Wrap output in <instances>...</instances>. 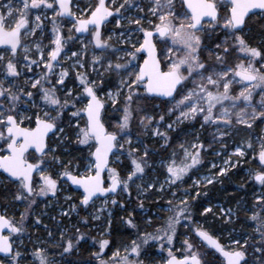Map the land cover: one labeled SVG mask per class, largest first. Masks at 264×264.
I'll list each match as a JSON object with an SVG mask.
<instances>
[{
	"label": "snow or ice",
	"instance_id": "obj_1",
	"mask_svg": "<svg viewBox=\"0 0 264 264\" xmlns=\"http://www.w3.org/2000/svg\"><path fill=\"white\" fill-rule=\"evenodd\" d=\"M257 18L264 20V0L0 4V174L7 181L0 264H63L56 255L73 264L69 258L85 245L90 253L82 264H264V35L257 43L248 35ZM197 124L215 128L207 146L199 130H189ZM134 125L159 147L134 135ZM226 137L235 144L230 152ZM213 143L225 150L222 163L211 165L218 170L178 196ZM242 164L252 165L239 185L251 189L250 206L244 196L236 208L217 211L211 200L195 203L207 196L200 189L223 184L220 178ZM173 186L170 215L152 232L142 230L126 207L133 193L143 209L149 193ZM68 189L75 199L63 195L65 208L60 194ZM9 197L23 205L18 217ZM38 198L45 207L58 205L61 222L71 226L58 222L53 231L41 213L31 227L42 226L46 238H33L28 220ZM114 208L128 212L119 220L134 231L130 242L113 238ZM197 213L221 225L243 213L252 234L212 232L193 219ZM101 220V231L91 235L90 221ZM179 227L187 231L177 247ZM153 247L166 255L157 261Z\"/></svg>",
	"mask_w": 264,
	"mask_h": 264
},
{
	"label": "trees",
	"instance_id": "obj_2",
	"mask_svg": "<svg viewBox=\"0 0 264 264\" xmlns=\"http://www.w3.org/2000/svg\"><path fill=\"white\" fill-rule=\"evenodd\" d=\"M248 35L252 39L253 43L259 42L260 39L262 38V35H264V20L257 18V19H254L252 22H250ZM69 47H72V45L70 44ZM76 47H78V45ZM68 83H69V86H73L74 78L70 79L68 81ZM151 111L158 112L159 109L152 108ZM198 126H199V124L196 125L195 129L190 128L189 130L190 131H197ZM256 131L259 132V129H257ZM199 132H201V131L199 130ZM133 134L138 135L140 139H142L146 143H148L149 147H152V148H158L159 147L157 144L153 143L152 139H149V137L145 136L143 134V132L139 128H137L135 125L133 126ZM173 135H175V134L173 133ZM243 135H244L243 133H241L239 135L234 134L235 141L238 142ZM215 149H217V146H212L211 148H208L207 151L203 152V154H202L203 162L201 165L198 166L200 172H205L207 170V168L209 166V159L213 158V156L211 155V151L215 150ZM170 151L171 150H169L168 154H170ZM153 159H156L157 163H158L160 158L159 157H153ZM251 166H252L251 164H242L241 168L234 169L227 176L220 178L223 180V184L217 183V184H213V185H208L206 188L200 189V191L202 193L207 192V196L201 195L199 200L196 201L195 203L198 204L201 202H206V201L211 200L214 205L220 203L224 207L236 208L237 202L240 200V197L244 196L245 199L248 201V205L250 206L252 203L251 189L249 188L247 190H241L239 185L246 178L245 170H247ZM193 173H195L194 170H193V172L189 173L188 177H185L186 183H184L182 185L181 189L177 192V195H181L183 189H191L190 186L192 184L190 183L189 177L191 175H193ZM154 176H157V173H153V177ZM0 178H2V180H3V182H0V208H3L5 206L4 196L7 194V189L5 187V184L7 183V181L5 180L3 175H1V174H0ZM159 178L162 179L163 176L161 175V176H159ZM174 189H175V186H173L172 189H168L162 195H160V193H156L155 190H153V193H150L151 197L149 196L148 199L144 202V208L146 210L147 215H149L151 217L152 223H151V225H147L146 222L140 221L142 223V224H139V226L141 228H142V226H144V227L152 230V229H154V227H158L160 224H162V222H163L162 219H158L152 214V212H154V211L159 212L163 217L170 215V213H168L167 211L157 210V208H158V206H163V205L167 204L166 200L169 197V195H168L169 191H172ZM69 190L72 191L71 189H69ZM191 190L194 191V189H191ZM74 195H75V193H74ZM159 196L161 198L158 201H156ZM8 206H10L9 211L15 212L17 214V217L19 215V210L23 211V205H20L19 203H16L15 205H13L11 203L10 197H9V201H8ZM126 207L128 208V210L132 209L128 205H126ZM16 208H18V209H16ZM217 210H218V208H214V211H217ZM78 211L80 212L81 216L85 215V212L83 210L78 209ZM132 211H133V209H132ZM112 212H113V238L120 240L122 243L130 242V240L132 238H134L135 233L133 230L128 229L125 225H123L121 223V221L119 220L120 216H123L124 214L126 215V214H128V212L123 211L119 208L112 209ZM133 214H135V216L137 217V211L134 210ZM193 219L195 221H199L201 223H204L205 227L208 228L212 232H216L221 228L227 229V230L238 229V228L239 229L241 228V230H245V231L249 230V225L245 223V216L243 213H240L239 220H237L234 224H231V225H227V224L221 225L220 222L217 221L214 216H212V214H209L208 217H204V216H200L197 213L193 216ZM78 220H79V216H77V218L72 217L71 222L74 221V223H75ZM138 220H140V218H138ZM58 221L60 223H63V224L68 223V221H66L65 218L61 222L60 217L58 218ZM28 224H29V233L32 236L35 237L37 235H42V236L45 235V232L42 231L41 228L37 232L35 228L31 227L32 219L30 217L28 220ZM99 224H100L99 221H90L89 227H91L93 225H99ZM48 226L51 227L52 229H54V231L57 230V227H55V223H48ZM90 230H91V235H93V236L97 235L96 229L90 228ZM186 231H187V229H185L184 227L178 228V238L175 242V245L177 247H179V244L183 239V233H185ZM190 235H192V234H190ZM193 239H195L194 236H193ZM26 244H27V242H26ZM28 246H29V248L31 247L30 244ZM51 251L58 253L59 250L53 249ZM151 251L153 252V254L158 252L155 247H153L151 249ZM89 253H90V250L88 248V245H85L78 254L71 256L69 259H71L73 264H82L83 261H87L89 259ZM160 254L166 255V253H160ZM67 262L68 261H63V264H68Z\"/></svg>",
	"mask_w": 264,
	"mask_h": 264
},
{
	"label": "rangeland",
	"instance_id": "obj_3",
	"mask_svg": "<svg viewBox=\"0 0 264 264\" xmlns=\"http://www.w3.org/2000/svg\"><path fill=\"white\" fill-rule=\"evenodd\" d=\"M8 2V0H0V4H3V3H7ZM14 2H15V0H14ZM82 2H86V0H82ZM142 2L143 3H146L147 4V2H148V0H142ZM49 27H50V25H49ZM32 39H35L34 37L33 38H30V39H28L27 40V42L28 43H31V40ZM36 72H39V69H36L35 70ZM27 75L28 76H32L33 75V73H27ZM23 81H21V83H22ZM256 100H259V96H257L256 97ZM197 130H199V126L197 127ZM201 132H199V134H200V139H201V141L202 142H204L205 143V145L207 146V144H208V142H210V141H212V133L215 131V128L214 127H207L206 126V128L204 129V130H200ZM227 141H228V149L226 150L227 152H230V151H232V149L235 147V144L233 143V138H230V137H226L225 138ZM213 146H217V149H215V150H212L211 151V155L213 156V158L212 159H209V166H208V168H207V170L205 171V172H200V171H196V169H193L194 170V172H195V175H191L190 177H191V179H190V183L192 184V181L193 180H196V179H203L205 176H208V175H211V174H213V173H215L218 169H213L212 167H211V165H212V163H216L217 165H220L221 163H222V159H223V157H224V155H225V150H222V149H220V145H219V143H213ZM207 150H208V148H207ZM217 150H219V151H221V156H216V154H215V152L217 151ZM171 152V151H170ZM233 159H235V157H233ZM158 164H159V162H158ZM245 173H246V170H245ZM188 176H189V174H188ZM187 176V177H188ZM153 178H156V176H154ZM163 180V178L161 179V181ZM0 182H3V180H2V178H0ZM191 187V186H190ZM168 190V189H167ZM166 190V191H167ZM175 190V189H174ZM165 191V192H166ZM173 191V190H172ZM164 192V193H165ZM170 192L171 191H169V197H168V199H171L172 197H171V195H170ZM68 193H71L72 195H73V197H74V199H75V195H74V193H72V191H70L69 189H68V192L67 193H62V194H60V201H59V204L60 205H63L65 208L67 207V205L66 204H64V201H63V195H65V194H68ZM156 193H158V192H156ZM163 193H160V195H162ZM183 194V190H182V193H181V195ZM181 195H178V196H181ZM150 196V193L148 194V197ZM151 197V196H150ZM161 197L159 196L158 197V199L156 200V201H158L159 199H160ZM131 199V203L130 204H128V206L130 207V208H132L133 210H135V211H137V217L135 216V214H133L134 215V219H135V221L138 223V224H142L141 222H145L148 218H151L149 215H147V213H146V210H145V208L143 207V209H140L139 207H138V201L136 200V196H135V192L133 193V197H131L130 198ZM148 199V198H147ZM147 199H144V202L147 200ZM21 205V204H20ZM216 206H217V208H218V206H223L222 204H220V203H218V204H215ZM100 206V204H99V202L97 203V207H99ZM35 208H34V213H33V215L32 216H30V218L32 219V221H33V219H34V217H35V215H40L41 213H47V215H44V216H42V219H43V221H44V223H55V227H57L58 228V218L60 217V215H59V213H60V207L58 206V205H56V204H53V205H51V206H49V207H45V203H44V198H38V203H37V205H35L34 206ZM167 207H168V205L167 204H165V205H163V206H158V208H157V210H163V211H166V209H167ZM8 208H9V210H10V206H8ZM233 208V207H232ZM16 209H18V208H16ZM132 209L131 210H129V211H132ZM19 212H21V210H19ZM87 213L85 212V215H86ZM152 214L156 217V218H158V219H162V224L164 223V220L166 219V217L168 216H165V217H163L159 212H157V211H154V212H152ZM106 215V214H105ZM127 215L128 214H124L123 216L124 217H127ZM147 215V216H146ZM52 216H56V221H53L52 219H51V217ZM72 217H75V218H77V215H75V214H73L72 215ZM138 218H140V220H138ZM66 219V221H68L67 220V218H65ZM58 221V222H57ZM141 221V222H140ZM100 222V224L101 223H103V220H101V221H99ZM47 223V224H48ZM72 223H74V221L72 222ZM99 224V225H100ZM147 224V223H146ZM162 224H160L158 227H160ZM147 225H149V224H147ZM249 225V224H248ZM60 226H68V227H70L71 226V224L69 223V221H68V223H66V224H63V223H60ZM33 228V227H32ZM40 228L42 229V231H44L43 230V227L42 226H40ZM39 228V229H40ZM49 228H51V227H49ZM91 229H96V233L98 234L100 231H101V229L99 228V227H97V225H93V226H91L90 227ZM141 228V227H140ZM52 229V228H51ZM142 230H146V231H148V232H152L154 229H148V228H146V227H144V226H142V228H141ZM53 231H54V229H52ZM230 230H232V229H230ZM245 233H247V234H249V235H251L252 234V228L249 226V230H241V228L239 229H235V232L233 233L234 235H238V236H242V235H244ZM225 238L227 237V232H225ZM38 236H40L41 238H46V233H45V235H38ZM36 237V236H35ZM34 236H33V238H35ZM27 242V240H25V243ZM176 242V241H175ZM109 255H110V253H108ZM177 255H179V253L177 252L176 253ZM154 256H155V258L157 259V261H159V258H160V256H161V254L160 253H155L154 254ZM55 259H57L58 261H67V260H65L63 257H60L59 255H56L55 256ZM68 263V262H67Z\"/></svg>",
	"mask_w": 264,
	"mask_h": 264
},
{
	"label": "flooded vegetation",
	"instance_id": "obj_4",
	"mask_svg": "<svg viewBox=\"0 0 264 264\" xmlns=\"http://www.w3.org/2000/svg\"><path fill=\"white\" fill-rule=\"evenodd\" d=\"M46 43V42H45ZM203 154V153H202Z\"/></svg>",
	"mask_w": 264,
	"mask_h": 264
},
{
	"label": "water",
	"instance_id": "obj_5",
	"mask_svg": "<svg viewBox=\"0 0 264 264\" xmlns=\"http://www.w3.org/2000/svg\"><path fill=\"white\" fill-rule=\"evenodd\" d=\"M3 175V174H2ZM4 176V175H3Z\"/></svg>",
	"mask_w": 264,
	"mask_h": 264
}]
</instances>
